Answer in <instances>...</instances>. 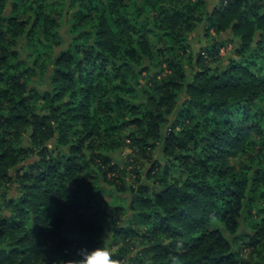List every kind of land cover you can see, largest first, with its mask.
I'll return each mask as SVG.
<instances>
[{
	"label": "trees",
	"instance_id": "trees-1",
	"mask_svg": "<svg viewBox=\"0 0 264 264\" xmlns=\"http://www.w3.org/2000/svg\"><path fill=\"white\" fill-rule=\"evenodd\" d=\"M68 10L72 39L59 50L58 18ZM207 10L203 0H0V182L20 193L8 198L13 204L0 220V236L6 230L9 238L0 243V264H59L82 245L111 247L137 236L147 246L132 264H237L229 236L238 235L244 210L248 221L252 206L263 210L255 192L264 178V0H226ZM204 20L216 34L234 33L240 57L212 69V43L189 80L178 51L187 52L189 32ZM22 50L33 65L15 63ZM163 65L166 75H150ZM48 66L52 89L38 111L27 86ZM126 147L143 156L161 149L165 163L156 159L150 172L157 165L164 187H129L130 205L108 211L103 168ZM207 150L220 155L203 157ZM226 153L250 165L230 166L221 160ZM260 226L245 241L254 250Z\"/></svg>",
	"mask_w": 264,
	"mask_h": 264
},
{
	"label": "rangeland",
	"instance_id": "rangeland-1",
	"mask_svg": "<svg viewBox=\"0 0 264 264\" xmlns=\"http://www.w3.org/2000/svg\"><path fill=\"white\" fill-rule=\"evenodd\" d=\"M205 7L208 9L207 11L211 12L213 8L217 5H220L221 2L226 0H203ZM132 4V3H131ZM130 9L134 10V7L129 6ZM68 10L65 14L60 16L58 18L59 21V33H60V39H59V50H62L64 48H67L71 42L72 34L69 21L72 18V13ZM73 12V11H72ZM30 15V14H29ZM24 16H27V14H24ZM30 27V22H28L27 28ZM210 33V34H208ZM240 40L234 35V33H231V31H226L220 34L214 33L213 29H211L208 26V23L206 20L199 22V24L196 26V28L189 32V37L187 40L188 43V50L185 51H178V54L180 56V59L182 60V63L184 67L186 68V71L188 72L189 80L193 78L194 72L196 71L197 67L195 65L196 57L198 54L202 53L203 57L207 56V51L205 50L207 46L211 45L212 43L217 44V54L213 57L211 62H209V65L212 69H215L216 67H226L231 60H238L239 55H237V52L235 51V47H239ZM25 45V43H23ZM43 55V53H41ZM40 54V55H41ZM41 55V56H42ZM43 59H48L49 54L43 55ZM28 59L30 64L33 65L34 57L33 56H27V53L25 50H22L20 53V59H17L15 63H22L24 60ZM36 65H41L43 63V60L37 61L35 59ZM154 64V62H153ZM195 65V66H194ZM163 68L159 67H153L150 72V75H156L158 77L166 75L168 73L166 67L163 65ZM48 74L46 76H41L39 72L37 74H32L30 77V83L27 86L29 88L30 92L33 90L34 93V102L35 106L38 107V111H43V101L42 95L46 91H50L52 89L51 85V66H48L47 68ZM143 77H145V73L142 74ZM186 95L183 94L181 96V103L182 100L185 99ZM41 107V108H40ZM175 117V113L171 114L168 118V123L165 125L166 130H168L171 125L173 124ZM165 130V129H164ZM252 139L257 140V145L259 144V140L252 135ZM24 141H26V144L30 143L29 139V133H24L23 135ZM22 140V139H20ZM49 147L54 150V154H60L61 150L55 145V144H49ZM39 148L36 149L34 153L29 152V161L26 162L28 164L30 161H34L36 158V155L38 154ZM225 150H223L222 154ZM53 153V152H52ZM113 153V152H112ZM110 153L112 156V160L110 161L109 165L103 168L104 171H107L106 176V182L107 185L104 187L105 190L102 191L101 197L105 200V207L108 208V211H111L115 205H130V198L131 193L129 192V187H132L135 191H138V188L140 185H146L149 189V192L152 191H158L162 190L164 185L162 186L160 182L156 179V175H158V167L155 166V170L150 172V168L153 165V162L158 159L161 160L162 164L165 163V156L164 153L161 151V149H158L155 151V153L147 156H143L140 153H135L132 149L124 148L120 151H116L113 154ZM214 156V155H220L219 151H204L203 157L208 156ZM26 157H28L26 155ZM152 160V161H151ZM223 160L222 162H226L230 166H235V168H242L245 166H249L250 162L245 157H241L240 155L234 156L229 153H226L221 158ZM220 160V162H221ZM151 161V162H150ZM261 161L264 163V155L261 156ZM25 168V167H24ZM26 169V168H25ZM22 173V170L20 171ZM171 176H179L178 173L174 172V170H170L169 172ZM180 178V176L178 177ZM167 179L170 180V175L167 176ZM123 181V183H120ZM117 185H122L126 187V191L115 193V189L118 187ZM115 185V186H113ZM6 190V196H5V203H3V193ZM96 192V190H93ZM261 194V206H263V210L260 214H256L258 212L257 206L254 205L250 208V212L252 213V217L248 221L246 219V210H244V215L240 220V230L238 235L235 236H229V239L234 242V250L237 253V264H254V263H264V229L263 233L259 235L258 237V245H256V249L245 245V241H247L248 236L252 235L254 233H257L260 229V225L263 223L264 226V178L262 179V182L259 185V191L255 192V194ZM20 193H18V190H16L15 184H4L3 181L0 182V220L5 219L6 216L9 215V209L7 208V205L9 207L12 206L13 202L9 201L8 198L11 196L18 197ZM126 217L132 216V211L126 210V214L124 215ZM125 217V218H126ZM258 222L256 223V221ZM253 224L254 226L248 227V224ZM214 225L220 227L224 233L225 229L220 224V222H214ZM3 225L0 223V228L2 229ZM145 228L143 227L142 230ZM155 239L161 240L163 237L156 235ZM7 232L6 230L2 231V234L0 236V243L2 246H5L8 244L7 238ZM104 238L107 241V243L112 242L113 234L110 232H107L104 234ZM241 238V239H240ZM2 240V241H1ZM4 240V241H3ZM117 244L111 246V248L114 251L115 257L121 256L122 259L120 260L121 264H132L135 259H139L141 257H144L142 255V249L147 246V238H141L140 236L130 238L129 240H122L121 238L117 239ZM0 246V249L1 247ZM120 249V251H119ZM24 255V254H23ZM21 255H17L16 258L19 260H22L24 258H21ZM147 259L149 258V255L145 256ZM137 259V260H138Z\"/></svg>",
	"mask_w": 264,
	"mask_h": 264
},
{
	"label": "clouds",
	"instance_id": "clouds-1",
	"mask_svg": "<svg viewBox=\"0 0 264 264\" xmlns=\"http://www.w3.org/2000/svg\"><path fill=\"white\" fill-rule=\"evenodd\" d=\"M59 264H121V262L115 257L109 245L100 242L92 247L80 246L75 250L72 259L61 260Z\"/></svg>",
	"mask_w": 264,
	"mask_h": 264
}]
</instances>
